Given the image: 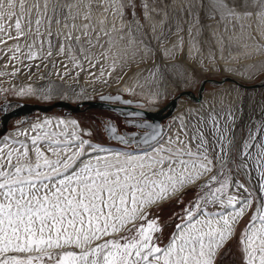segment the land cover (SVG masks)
I'll list each match as a JSON object with an SVG mask.
<instances>
[{"label":"snow or ice","instance_id":"obj_1","mask_svg":"<svg viewBox=\"0 0 264 264\" xmlns=\"http://www.w3.org/2000/svg\"><path fill=\"white\" fill-rule=\"evenodd\" d=\"M206 29L221 52L235 43L245 56H264V0H0V77L49 68L61 84L16 93L45 100L65 84L75 92L84 75L108 85L109 61L111 76L138 53L140 63L154 59L143 39L149 30L161 45L177 37L165 59L187 44V58L203 68ZM225 70L255 81L264 61ZM223 104L214 97L166 125L145 118L139 136L113 123L18 120L13 135H0V264H264V111L255 124H237ZM189 192L195 199L183 207ZM172 205L183 215L164 243L156 213Z\"/></svg>","mask_w":264,"mask_h":264},{"label":"rangeland","instance_id":"obj_2","mask_svg":"<svg viewBox=\"0 0 264 264\" xmlns=\"http://www.w3.org/2000/svg\"><path fill=\"white\" fill-rule=\"evenodd\" d=\"M127 23V20L126 22ZM206 23L212 24V30H215L216 25L213 21H206ZM215 26V27H214ZM165 31H167L165 29ZM210 31L206 29L205 35L203 39L209 41L207 44L201 45L202 52L197 57V59H202L204 67L201 68L196 61L187 58V50L185 45V50L183 53L179 54L176 59H165L162 55L164 48H171L170 45L176 41L177 37L171 35L166 43L161 45L160 42L153 39V34L150 30L147 32V35L143 37L145 43L151 44L153 48L156 49V55L154 59L146 60L143 63H140V55L142 53H138L135 59V62L130 61V67H125L123 70L120 68H116V71L112 72L111 76L107 75L108 71H111L109 65L111 61L105 64V77L109 81L108 85H102L100 83H96L92 81V78L84 75L83 78L79 81L77 85H75V92L67 87L65 84L63 87L58 88L52 95L50 100H45L40 96L35 97H21L16 93L20 88L26 87L31 84L34 88H40L47 86L49 79L53 81L55 84H61L59 78L55 75L49 77L48 73L50 71L49 68L41 67L39 69L33 68L32 74L30 75L28 70L25 68L22 74H18L16 76H4L0 77V89H6L7 93L4 91H0V106H7L8 110L19 105V101L30 102V103H46L52 104L57 100L66 99L71 101V103L76 104L79 101H83L84 99H93L99 100L101 95H120L122 100L129 99H141L138 91H130L129 87L126 84L130 81L134 73L138 70L144 69L152 63L155 64V70L157 67L159 71L156 73L159 76V84L158 86H152V89L158 90L162 94V101L157 103V107L159 108L170 99L177 95L182 90H193L196 94L198 93V88L200 86L201 81L204 78H223L225 76L232 77L238 79L243 83H255L262 78H264V73L258 75L255 81H249L247 79H242L240 75L233 74L230 71L225 70L224 65L230 64L231 67L244 65L247 62L255 61L257 59L263 58L264 56H245L243 54V50H238L235 43L229 47L224 46L223 52L220 50V45H218L214 40H212L210 36ZM185 36V40L187 41V34H183ZM210 36V39H208ZM137 39H140L138 36ZM127 39L120 41V43L127 44ZM124 46V45H123ZM195 54V53H194ZM215 57V62L210 63V58ZM131 58V52H129V59ZM39 61H37L38 63ZM169 64V65H168ZM171 65H176L177 67L182 68V70H174ZM138 66V67H137ZM2 70V69H0ZM10 72L11 69L9 68ZM55 71V70H52ZM96 73V76H99L100 70L93 69ZM161 74V75H160ZM41 77H44L43 79ZM72 81H68V84H71ZM45 86V87H46ZM240 85L236 84L233 81H224L221 84L216 83H208L206 84V88L204 94L206 95V99L211 97L213 93L217 91L224 90L228 92V97L224 101V108H231L235 118L237 120V124H242L246 121L251 120L252 124L257 122L260 113L264 111V86L258 88H243L239 87ZM231 87L236 88V94L230 95L229 91ZM95 89V90H93ZM229 90V91H228ZM134 92V94H133ZM173 96V97H172ZM182 97L178 101V106L175 108L174 113L171 117L176 116L188 109L198 108L201 104V101H195L188 96L181 95ZM67 97V98H65ZM172 97V98H171ZM116 104H124L121 101H110ZM141 106V105H140ZM221 105H217L219 109ZM3 111H0V127L2 123V115ZM132 112H124V114L120 113L119 109H110V108H100L97 106H89L88 104H84L77 111H71L65 107H53L47 111L36 110L30 113L28 116H16L12 117L8 123V130L5 134L2 135H13L16 130V123L18 120L27 119L28 121L35 120L37 117H43V115L53 116V118H75L77 119L85 129L95 128L97 126H102L106 123H113L117 126V130L120 134L126 135L127 133L139 132L141 131L136 127L143 119V117L130 116L128 115ZM172 118H170L171 121ZM162 122H165L163 120ZM169 122V120H167ZM27 125H25L26 127ZM233 131L237 134V139L240 138L239 128L234 129ZM106 135V133H105ZM108 143L116 144L118 142L112 141L109 139ZM124 148V146H121ZM131 147H136L132 145ZM124 150H128L125 148ZM195 199L194 193L189 192L187 197L185 198L184 206H188ZM183 207L179 205H172L166 208L163 212H157L156 215L163 221L162 227H165V231L161 237L164 243H167L170 238V234L174 232L175 224L181 223V220L178 218L183 215ZM211 207V206H210ZM215 210H218L215 209ZM173 213L177 215H173Z\"/></svg>","mask_w":264,"mask_h":264},{"label":"water","instance_id":"obj_3","mask_svg":"<svg viewBox=\"0 0 264 264\" xmlns=\"http://www.w3.org/2000/svg\"><path fill=\"white\" fill-rule=\"evenodd\" d=\"M224 79L237 81L236 79H234L232 77H227V76L222 78V80H224ZM207 81L218 82L215 78H211V79L208 78V80H203L200 83V86L198 88V94L201 93V90L204 88V85ZM261 81H264V78H262L261 80L255 82V83L248 84V83L241 82L239 85L243 84L244 87H248V88L261 87L262 86ZM237 82H239V81H237ZM181 95H187L191 99H194V100L200 99V96L199 95L197 96L193 90H186V91L184 90V91L179 92L174 98L170 99V101H168L165 105H163L162 107H160V109H157V110H147V109L137 107L136 105L116 104V103H112L110 101H102L100 99L99 100L84 99L83 101H79L76 104H73L70 101H67L64 99L63 100L62 99L57 100L52 104L30 103V102L19 101V105L9 109L7 113H3L2 123H1V127H0V135L5 134V132L8 130V123L12 117L21 116V115L22 116H28L33 111H36V110L47 111V110L52 109L53 107H65L71 111H77L84 104H88L89 106H97V107L101 106V107H107L110 109H119L120 113H122V114H124V112H127V111H129V112H132V111L133 112H141L143 115L139 116V117L151 118L154 121L155 120L160 121L162 118L166 117L167 115H171L173 113L177 98L181 97ZM129 100H132V103L134 102L133 99H129ZM138 102H140V101H138ZM5 117H6V119H5Z\"/></svg>","mask_w":264,"mask_h":264},{"label":"bare ground","instance_id":"obj_4","mask_svg":"<svg viewBox=\"0 0 264 264\" xmlns=\"http://www.w3.org/2000/svg\"><path fill=\"white\" fill-rule=\"evenodd\" d=\"M109 19L111 20V17H109ZM126 22V21H125ZM213 22V21H212ZM116 25H117V27L119 28L120 27V21L119 20H117L116 21ZM215 27V26H214ZM213 29V28H212ZM174 36V35H173ZM208 39H210V36H209V38ZM126 40V39H125ZM126 42V41H125ZM127 43V42H126ZM124 45V46H123ZM121 44L120 42H119V46H118V49H114V51H119L120 49H123L124 47H125V45L126 44ZM170 47H171V45H170ZM186 50L188 51V49H187V46H186ZM129 55V54H128ZM139 55V54H138ZM262 61H264V57L263 58H260V59H257V60H255V61H250V62H247V63H245L244 65H239V66H233V67H231V65L230 64H225L224 65V68L225 69H238L239 71H244V69L246 68V67H251L253 64H256V65H259L260 64V62H262ZM169 65V64H168ZM138 67V66H137ZM171 67L174 69V70H182V68H180V67H177L176 65H171ZM117 68H119V67H117ZM150 72H155L156 73V70H155V64H151V65H149V66H147L146 68H144V69H141V70H138V71H136L135 73H134V75L132 76V78L130 79V81L126 84V86H125V88L128 86L129 88L128 89H131L132 91H138V93H139V95H140V97H141V99H133L134 100V102L133 103H131V104H129V105H136L137 107H140V108H143V109H147V110H157V109H160V107L159 108H156L157 107V103H159V102H161L162 101V94H161V92H159L158 90H154V89H152V86H158V84H159V76H158V74L156 73V75L154 76V77H152L151 79H148L149 78V76H150ZM161 75V74H160ZM237 75H239L238 73H237ZM211 79V78H210ZM216 79V78H215ZM235 79V78H234ZM203 80H208V78H204ZM202 80V81H203ZM218 82H209V81H207L206 83H205V85H204V88L201 90V93L200 94H196L197 96L199 95L200 96V99L199 100H195V101H201L200 102V104H202V103H204L205 101H212L213 100V98L214 97H216V98H219V97H221V96H223L224 97V101L227 99V95H228V92H225L224 90H222V91H217V92H215V93H213V95L211 96V97H209L208 99H206L205 97H206V95L204 94V91H205V88H206V84H208V83H216V84H221L222 82H224V81H227L226 79H224V80H222V78H220V79H216ZM229 80V79H228ZM237 81H239L238 79H236ZM201 81V82H202ZM221 81V82H220ZM229 81H232V80H229ZM237 81H233V82H235L236 84H240L241 83V81H239V82H237ZM46 86V85H45ZM44 86V87H45ZM245 88H248V87H245ZM254 88H258V87H254ZM250 89V88H249ZM185 90V89H184ZM184 90H182V91H184ZM186 91V90H185ZM229 91V90H228ZM181 92V91H180ZM155 93H159V100H158V102H156V103H153L152 102V97H153V95L155 94ZM178 94V93H177ZM229 94L230 95H235L236 94V88L235 87H231L230 88V91H229ZM176 95H174V97H175ZM185 96H187V95H185ZM173 97V96H172ZM171 97V98H172ZM173 97V98H174ZM182 97V96H181ZM181 97H179V98H177V101H176V105H175V108L178 106V101H179V99L181 98ZM189 97V96H188ZM162 98V99H161ZM63 100V99H62ZM64 100H66V99H64ZM137 100V101H136ZM194 100V99H193ZM67 101H69V100H67ZM138 101H140V102H138ZM71 102V101H70ZM38 103V102H37ZM43 103V102H42ZM43 104H46V103H43ZM166 104V103H165ZM164 104V105H165ZM140 105H142V107L140 106ZM217 105H219V103H217ZM163 106V105H162ZM161 106V107H162ZM100 108H103V107H101V106H99ZM104 108H107V107H104ZM175 108H174V110H175ZM174 110H173V113H174ZM166 111V110H165ZM123 112V111H122ZM172 113V114H173ZM172 114L171 115H167L166 117H164V118H162L160 121H157V120H153V119H151V118H149L150 119V121L151 122H153V123H160V124H168L169 122H170V118H172L171 116H172ZM46 117H51V116H48L47 114L46 115H43V117H40V118H46ZM53 117V116H52ZM163 120H165V122H162ZM167 120H169V122H167ZM134 133H136L137 134V136H139V134L141 133V131H139V132H134ZM132 133H127L126 135H131ZM116 150H120V149H116Z\"/></svg>","mask_w":264,"mask_h":264}]
</instances>
